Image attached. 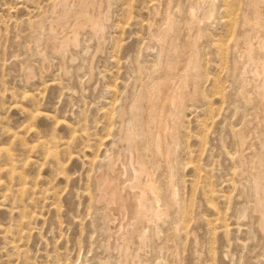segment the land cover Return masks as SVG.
Listing matches in <instances>:
<instances>
[{
  "label": "rangeland",
  "instance_id": "1",
  "mask_svg": "<svg viewBox=\"0 0 264 264\" xmlns=\"http://www.w3.org/2000/svg\"><path fill=\"white\" fill-rule=\"evenodd\" d=\"M80 1L0 0V264H133L139 247L143 219L110 246L96 177L124 143L125 124L151 123L150 101L138 99L163 71L151 33L164 0ZM198 1L170 3L182 65L201 34L198 79L176 131L177 198L162 166L139 264H264L254 209L264 100L246 82L241 48L264 40V1ZM89 12L108 16L99 40L81 26Z\"/></svg>",
  "mask_w": 264,
  "mask_h": 264
},
{
  "label": "bare ground",
  "instance_id": "2",
  "mask_svg": "<svg viewBox=\"0 0 264 264\" xmlns=\"http://www.w3.org/2000/svg\"><path fill=\"white\" fill-rule=\"evenodd\" d=\"M262 1L264 0H254L256 6H259ZM83 2L84 0L80 1L79 4ZM197 2L199 1L195 0L193 5ZM170 3L171 0L163 1L162 18L151 33L152 40L164 52L162 74L156 83L149 84L147 91L142 93L139 99L137 98L138 102L144 99L150 101L151 104L148 110L153 115L151 123L147 131L139 124H125V135L122 137L124 143L110 155L106 168L96 177L97 201L103 205L104 217L110 223V228L114 232V237L110 241L111 247L118 246L120 248L121 240L126 239L134 229L136 230L140 219L144 220L145 225H143L142 233L139 234V247L133 257V264H139L148 252L149 226L157 219V210H151L152 202H158L159 199L155 171L162 166L167 167V186L172 201L177 198L174 189L173 168L177 161L176 152L180 142L176 131L179 128L178 125L183 115L186 99L194 95V93L188 92V89H190L188 87L191 83H196L198 79V56L195 47L201 34H195L194 40H191L188 55L184 58L185 64L182 65L180 59L182 56L178 55L180 53L177 47H171L170 44V40L174 38L176 32ZM190 14L195 18L194 9H191ZM89 16L84 20L83 25L80 21L76 22V25L79 24L84 28H89L93 37L99 40L102 37V33H100L102 24L108 16H104L101 12L97 15H92L89 12ZM188 32L190 36V27ZM74 36L73 31L72 35L67 38L74 39ZM241 48L243 50L242 64L247 66V72L252 75L247 76L246 82H252L260 92L261 99L264 100V58H256L254 53L256 48L264 53V40L257 43L252 40H245ZM59 49L62 54H65L67 47L62 44ZM144 138L146 139L145 146H139L140 140ZM243 165L245 164L243 163ZM263 178L264 171L258 180L256 178L254 184V209L260 215L259 223L262 227H264ZM159 204H162V202ZM156 224L158 225V223Z\"/></svg>",
  "mask_w": 264,
  "mask_h": 264
}]
</instances>
